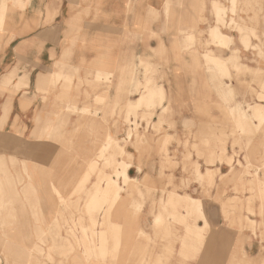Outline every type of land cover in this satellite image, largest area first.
<instances>
[{
	"label": "rangeland",
	"instance_id": "rangeland-1",
	"mask_svg": "<svg viewBox=\"0 0 264 264\" xmlns=\"http://www.w3.org/2000/svg\"><path fill=\"white\" fill-rule=\"evenodd\" d=\"M0 1V52L8 49L0 62V74L6 69L0 77L2 258L9 253L17 255L18 264H37V259L39 264H264V136H258L264 127L252 125L248 130L255 136H242L229 105L237 100L244 105L253 103L259 93H264L263 0L244 4L241 11L247 20L235 26L222 25L226 33L239 40L233 43L237 48L233 50L232 70L218 76L223 82L238 80L234 89L239 93L230 91L231 100L227 101L219 91L216 100L207 101L203 107L202 114L208 120L195 135L182 137L177 132L174 107L166 106L161 114L164 99L157 100V106L137 110L129 107L136 93L127 86L132 71L137 69L135 58L122 55L117 61L110 57L91 65L85 61L84 65L75 57L81 54L80 49L91 46L84 40V33L114 28L124 11L106 19L98 9L102 3L97 0H69L74 2L70 4L74 7L71 12L81 14L76 16L77 23L74 20L66 26L61 11L50 12L48 4L35 12L29 0ZM64 1L58 0L59 5ZM141 1L132 3L139 6ZM209 7V2L201 4L200 9L196 3L191 4L189 25H157L156 31L145 20L149 26L146 29L151 31L147 37L156 38L157 32L174 37L169 40L172 61L165 44L163 51L155 50L156 57L163 61L152 70L156 83L163 79L161 67L169 68L172 62L177 66L185 57L189 61L182 66L189 73L200 67L208 78L211 72L206 68L209 63L204 53L213 45L208 27L218 24L216 13ZM129 15L126 33L120 35L126 36L131 28L134 34L127 40L137 39L143 33L142 27L135 24L139 22L135 11H129ZM117 24L121 28L122 24ZM242 33L249 37L242 38ZM30 39L33 44L29 41L21 46ZM46 41L52 42L58 54L54 49L48 58V46L41 61L38 55ZM162 41L160 38L159 44ZM222 48L227 56L230 44ZM96 67H104L108 73L98 77ZM143 86L147 88L146 81ZM155 110L160 111V119L166 115L165 122L152 121L159 116ZM213 111H218V116L211 118ZM131 126L135 129L132 138ZM119 159H127L141 172L131 171L137 180L124 187L122 197L115 202L104 201L98 196L105 186L104 174L112 172ZM222 166L227 168L222 171ZM119 182L124 185L122 179ZM12 186L15 200L7 202ZM171 191H191L194 197L220 204L221 223L210 219L212 226L203 241L184 244V223L168 216L172 208L178 207L167 205ZM204 204L209 217L208 204ZM98 211L102 213L100 218L95 215ZM111 212L123 235L119 245L110 244L108 255H115L114 259L105 261L89 253L88 242L91 234L99 243ZM93 213L96 220L91 218ZM244 230H251L261 239L260 256L247 253L245 246L251 238ZM6 237L15 244L7 243L4 248L1 244Z\"/></svg>",
	"mask_w": 264,
	"mask_h": 264
},
{
	"label": "crops",
	"instance_id": "crops-1",
	"mask_svg": "<svg viewBox=\"0 0 264 264\" xmlns=\"http://www.w3.org/2000/svg\"><path fill=\"white\" fill-rule=\"evenodd\" d=\"M97 1L99 3H102V6L101 7L98 6V9L106 19H111L112 15H115V17H116L117 14H121L124 11L125 15L123 16L121 14L122 18L120 17V20L116 21L117 23H121L122 26H121V28H118V24L115 23V27L110 29V30L102 28L101 32L97 31L96 33L95 32L84 33V35H83L84 40L86 41L87 44L90 43L91 46L89 48H86V49H80L81 54L75 55V57L78 58V61L80 60V62H81L80 64H84V65H85V63H84L85 61H87V63L89 65H91L100 59H105V58H110V57L115 58L117 61V59L120 58L122 55H126V56H129L131 58L132 57L135 58L137 69H134L132 71L131 77H130V80L128 81L127 86L129 87L130 91L134 90L136 92L134 94L133 99L130 98L129 107L131 108V110L132 109L137 110L138 107H140V102L143 100V98L145 96H147L146 92L148 90V87L144 88L145 86H143V83L147 80V78H150V77L155 80V77H154L155 74H154V72H152V70L156 67L157 63L160 66L163 64V61L160 62L159 58L156 57V54H155L156 51L155 50L158 49L161 52L166 47V50H168L166 52V54L168 53L167 57L168 58L171 57V61L173 60L172 56L169 53L171 51V50H169L170 49L169 40H173V38H174L173 34H169V36H164L163 33L157 32L159 34L158 37H156V38L155 37H147L151 31L146 29L149 26L146 24L145 20L147 21V23L153 24V25H151L152 26L151 28L155 29L156 31H157V25L158 26L189 25L192 23L191 21H189L190 18L188 17V14L192 13V11H193L191 8V4H188V3L187 4H185V3H183V4L172 3L168 9V12L166 13L165 8H164L166 0H142L140 2L139 6H136V3H132L133 0H97ZM262 2H263L262 8L264 9V0ZM73 3L74 2L70 3L69 0H65L63 2V4L59 5L58 0H56V1L55 0H29V4L31 7L33 6L32 8L35 10V12H37L39 9H41L43 6H45V4H48L47 8L50 9V12L52 10H60L62 18H63V20H65L66 26L73 24L74 20L75 21L77 20L76 16L81 14V13L74 14V12H71V9L73 10V8H74V7H72ZM195 3L199 6V9H200L201 3L199 2V0H196ZM70 4H72V5H70ZM134 4L136 7L134 6ZM6 7H9V6H6ZM1 8H2V3L0 1V13H1ZM129 11H131V12L135 11L137 13V16H135V17L137 20H139V22L136 21L135 24L139 23L142 27L141 30L143 31V33L137 39H136V37H137L136 36L135 38L133 37V39H131V40H127L129 38V36H133L132 34H134V31L131 28H130V32H128V34L126 36L120 35V34L126 33V32H124V27L126 26L125 24L130 21ZM59 17H60V14H58L56 16L55 20L58 21ZM131 19H132V17H131ZM195 20H198V15H196ZM0 21L2 23L1 17H0ZM76 23H77V21H76ZM82 24H86V23L83 22ZM0 26H3V25H0ZM102 27H104V25ZM209 27H211V28L214 27V23H212ZM209 27H208V29H210ZM205 28L206 27H204L203 29H205ZM116 34L120 35V37H117ZM232 35L235 37L234 34H232ZM160 38H162L163 41H162V43L159 44ZM31 39L30 40H24V43L22 42L23 44L21 46L22 47L26 46V44L29 41H30V43L33 44L34 40H31ZM50 40L52 41V38ZM51 41H48V42L46 41L45 49L43 50V52H41L38 55L39 60L43 59L42 58L43 53L46 52V48L48 46H49L48 52H47L48 58H51V52L54 49H55L54 52L56 54H58L57 48L52 46ZM164 44H165V47H164ZM149 47L152 50L149 49ZM121 48L122 49L124 48V49L121 50ZM153 50L155 52H153ZM7 51H8V49L6 48L3 52H0V55H1L0 62H2L3 59L6 58V55H7L6 52ZM161 60H162V57H161ZM183 60L181 59V61H179V64H177V66L174 65V62H172L171 65L169 66V68L161 67L162 69L164 68V70L161 69V71L164 74L163 79H162V81H158L157 83L154 82V83H156L155 88H156L157 92H159L160 90L164 91V96H163L164 101L162 100L163 102H161V104L163 106L171 105L172 107H174L175 111H177V112H175L177 115V118H178V120H177L178 121L177 132L179 133L180 137L185 136V135L187 136L188 134L195 135L198 132L200 125L208 120L207 115L202 114L203 107H205L207 105V101L216 100V96L219 93V92L215 91L214 79L211 77L210 73H209L210 75L208 76L209 79L207 78V76L205 77L203 75L202 68H200V67L194 68L193 72L189 73V71H187V69H186L187 67L182 66V64H185V62L187 60L189 61V57H185V59H183ZM144 62L153 63L154 68L150 72L147 71L144 68V65H143ZM76 63H77V61H75V65H76ZM104 63H107V61H104ZM139 63H140V65L143 66V68L139 66ZM98 67L95 68V72L108 73V72H106V69L104 67H102V68H98ZM5 70L6 69H4L1 72L0 77ZM159 70H160V67H159ZM207 70H208V68H207ZM156 73H157V71H156ZM189 74L192 75L191 76L192 78L188 76ZM31 75H32V72H31ZM207 79H208V81H207ZM225 83H226V88H231L230 91L233 94L238 92L234 89L235 85L232 86L230 82H226V81H225ZM230 91H228L227 94ZM262 93L258 94L259 99L257 101H255L253 103H248V104H253V105L258 104V103L264 104V101L260 100V95ZM228 96H229V94H228ZM156 98L158 100L159 95H157ZM236 102L241 103V100L240 101L237 100ZM235 103L233 102L229 105L231 106L232 104H235ZM248 104H245V105H248ZM199 108H200V110H199ZM157 115H159L158 119L154 118L152 120L154 123H161V122L166 121V115L162 116V119H160V111L157 112ZM209 116L211 118L213 116L217 117L218 111L217 112L216 111L211 112L209 114ZM184 123L188 124L189 127L187 128L184 125ZM132 125H133V123H132ZM261 125H263V127H264V123H262ZM134 130L135 129L132 127L131 130L129 131V137L130 138H132L134 136V134L132 135V133H131V132H134ZM250 133H252V132L249 130V134L247 135L248 137L255 136V135H250ZM258 136L263 137L264 135L262 133V134H258ZM155 159H158V158H155ZM123 160L130 165V168H129L130 177L136 178L135 176L131 175V171L137 170V172L139 173V172H141V169L137 168L135 165H133L127 159H123ZM226 168H227V166H222L221 169H222V171H224V169H226ZM149 169L151 170V164L150 163H149ZM203 201H204V203L208 204V211H209V215H210L209 217L210 218L208 217V214H207L206 209H205V215H206V218H207L208 223H209L208 228H210L212 226L210 219L211 220L216 219L215 222L217 221L216 222L217 224L221 223L220 221H221L222 216H221L220 204L215 203V202L210 203L208 201V199H204ZM251 218L253 220H257V221L259 220V218L257 216H254V215H251ZM200 224H201V226H204V221L200 220ZM243 233L251 238L250 242L248 244H246V246H245L247 253L250 254L249 256H251V257H256V255L260 256L262 253V250H261L262 244L260 241L261 239L253 236V233L251 230H246V231L244 230ZM0 258H2V257L0 256ZM2 259H4V257ZM1 263H3V262H1Z\"/></svg>",
	"mask_w": 264,
	"mask_h": 264
},
{
	"label": "bare ground",
	"instance_id": "bare-ground-1",
	"mask_svg": "<svg viewBox=\"0 0 264 264\" xmlns=\"http://www.w3.org/2000/svg\"><path fill=\"white\" fill-rule=\"evenodd\" d=\"M195 2H196V0H166L165 5H164L165 12L166 13L168 12V9L172 3L194 4ZM199 2L202 5L209 2L210 6H211V7H209L210 10H212L213 12L216 13V15L214 17L215 18L217 17L216 19H218V24L216 27H212V28L209 27L210 28L209 29L210 30V34H209L210 39L209 40L213 42V45L204 53V56H205L206 61L209 63L208 65L207 64L206 65H207L209 72H211L210 73L212 75L211 77L214 79L215 91H217V92L220 91L221 95L224 96V98L227 101H229V100H231V98L228 96L227 92L230 91L231 88H226V83L223 82V80H222L223 78H220L218 76V74L219 73L222 74L221 72H223V71L232 70L231 64L235 63L234 62L235 60H233V52H234L233 50H235L237 48V46H233L234 45L233 43L234 42L236 43L239 40V38L237 37V39H238L237 40L234 38V36L232 34L226 33L224 31V28L222 27V25L226 23V26H228V25L235 26L240 21L247 20L248 19L247 15L242 13L241 10L244 9V4H246V2H248V0H199ZM0 25H1V22H0ZM186 36H187V38L189 37L188 35H186ZM240 36L243 38V37H246L248 35L246 33H242V34H240ZM247 41L250 42L251 40L248 39ZM247 41H245V42H247ZM242 42H243V40H242ZM226 43H227V45L230 44V48H229L230 53H228L227 56H224V54L222 52L225 49H223L222 46L225 45ZM248 46L249 45H246V48ZM229 57H230V59H229ZM143 65H144V68L146 67L145 69L149 72L154 68V64L150 63V62H144ZM100 74H103V73L95 72V75L98 77ZM154 82H155V80L152 79L151 77L147 78V80H146L147 87H148V90L146 92L147 96H145L143 98V100L140 102V107L146 106V105H157V98H156L157 95H159L158 100L160 102L163 100L164 91L160 90L159 92H157L156 88H155L156 83H154ZM230 83L232 86L235 85L234 80ZM260 100L264 101V93H262L260 95ZM231 103L232 102H230V104ZM161 107H162L161 108L162 109L161 114H163V111L166 108V106L162 105ZM230 108H231V111H232V114L234 115V117L237 118L236 124L238 126L239 132L242 133V136L249 134L248 129L250 126L257 125L260 127V125L262 123H264V104L263 103H258L255 105H253V104L244 105V104H241L240 102H236L235 104H232L230 106ZM157 112L158 111H156V110L154 111L155 114ZM263 135H264V131H263ZM238 141H242V139H238ZM109 144H110V142L108 143V145ZM107 152H109V151H107ZM111 156H112V154H111ZM107 159H109V157ZM95 162H97V161H95ZM111 162H112V160H111ZM95 164H97V163H95ZM111 164H113V163H111ZM114 164H115V162H114ZM93 166L94 165H92V168H95V166L94 167ZM111 166H113V165H111ZM129 168H130V165L127 162H125L123 159H119L118 163L113 167L112 172H110V173L107 172L104 174L105 186L101 187V189H100L101 194L99 193L98 196H101L104 201H110V202H112V201L115 202V200L117 198L122 197L121 191L124 189V187L126 185H129L131 182H134L135 180H137V178H131L130 177ZM121 179L124 182V185H122L121 182H119V180H121ZM85 180H84V182H85ZM82 185L84 186L83 182H82ZM82 188H84V187H82ZM8 189H9V191H8L9 198H7L6 201L12 202L15 200L14 198L12 199V194H15L16 191L14 189V186L9 187ZM191 194H192L191 191L185 192V193H179L177 191H171L169 197L167 198V205H171V204L173 206L178 205L177 208H172V210L169 211L168 216L173 215L174 217L182 220V222L185 225L184 244H188V245H190L192 243V241H195V240H198V241L200 240V242L203 241V239L207 233L208 227H209V223H208V220H207L206 215H205V207H204L203 200L200 198L194 197ZM94 196H96V195H94ZM234 198H236V197H234ZM99 207L100 206H98V209H99ZM94 213L91 214V218L93 220H96L94 217ZM95 215L99 216V218H100L102 213H100L98 211L97 213H95ZM107 218H108V224H107L108 228L107 229L106 228L101 229V231L104 235L103 236L101 235L102 237H101V240L99 241V243L96 242V240L93 239V237H90L91 234L89 236V242H88L89 253H92L93 254V255L91 254L92 256H95V257L102 259V260L104 259L105 261H107L109 259L110 260L114 259L115 255L114 256L112 254L108 255L110 252V250H109L110 244L117 243L119 245V242H121L120 240L122 239L120 234L123 235V231L121 230L120 225L117 226L116 222H114L112 220V212L109 215H107ZM160 220L163 222V219H160ZM160 220H159V222H161ZM200 220L204 221V226H201ZM86 228H88V227H86ZM84 231H86L85 228H84ZM91 231H92V229H91ZM42 232H43V230H40L38 233L39 238H41V239H42V235H41ZM108 233H109V235H108ZM7 243H14V242H12L10 239H8L6 237L4 240H2L1 245L5 248ZM197 249L199 250V246H197ZM139 255H140V253L137 254V256H139ZM16 256L17 255H14V254L11 255V253H9L8 255L4 256V259L0 258V264H11L10 257L13 259L14 264H18V258H16ZM39 260L40 259H37V264H39V262H38ZM1 262H3V263H1Z\"/></svg>",
	"mask_w": 264,
	"mask_h": 264
}]
</instances>
